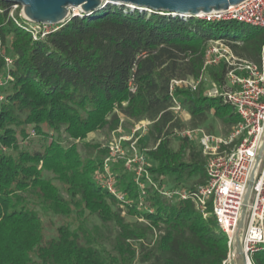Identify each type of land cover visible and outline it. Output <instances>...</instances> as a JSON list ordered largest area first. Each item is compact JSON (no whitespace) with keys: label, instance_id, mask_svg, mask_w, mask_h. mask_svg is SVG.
<instances>
[{"label":"trees","instance_id":"16d2710c","mask_svg":"<svg viewBox=\"0 0 264 264\" xmlns=\"http://www.w3.org/2000/svg\"><path fill=\"white\" fill-rule=\"evenodd\" d=\"M10 8L0 0V264H221L227 236L212 217L203 219L189 199L150 190L149 209L138 212L139 191L118 163L116 186L132 201L128 216L138 212L150 225L126 221L92 177L105 149L84 139L101 129L110 134L119 113L124 128L148 119L139 146L148 148L149 170L160 183L204 184L201 148L186 137L175 148L174 131L201 127L209 112L226 125L239 118L221 97L205 95L203 83L170 92V82L198 76L211 38L257 61L264 30L106 4L35 38ZM3 52L13 60L7 69ZM223 73V65L208 70L219 82ZM172 97L189 113L188 126L171 109ZM87 215L100 223L89 224ZM110 223L114 230L105 233ZM250 256L264 264V248Z\"/></svg>","mask_w":264,"mask_h":264},{"label":"built area","instance_id":"2783aa9c","mask_svg":"<svg viewBox=\"0 0 264 264\" xmlns=\"http://www.w3.org/2000/svg\"><path fill=\"white\" fill-rule=\"evenodd\" d=\"M21 9L20 4L11 3L9 15L15 19L14 11L18 10V16L35 38L44 36L56 25L31 21L21 14ZM197 18L236 20L264 30V0H242L225 10H213ZM2 54L7 69L13 60L4 52ZM219 65L224 67L220 82L208 74L210 68ZM4 77L9 79V73L6 72ZM2 82L0 79V85ZM201 83L204 84L205 95L221 97L233 107L239 118L226 134H215L202 127H184L174 131L177 137L198 138L205 159L204 184L185 188L165 181L160 183L163 177L155 176L149 170L150 162L145 153L148 148L139 146V140L146 136L151 121L140 119L126 131L117 107L114 110L120 115V123L111 131L106 143L101 144L105 154L92 177L116 198L124 216H128L127 206H131L132 201L126 191H120L116 186L113 167L118 163L132 174V182L139 191L138 212L149 209L145 199L148 190L169 200H191L202 218L212 217L227 236L228 250L221 264H234L231 245L244 207L242 241L247 249V258L254 264L251 253L264 248V38L257 61L237 55L222 38L209 39L198 76L172 79L169 90L171 92L174 86L195 90ZM128 86L130 91L135 90L131 81ZM172 99L171 109L179 113L183 106L174 97ZM249 184V194L244 202ZM138 212L132 215L134 221L150 225Z\"/></svg>","mask_w":264,"mask_h":264},{"label":"water","instance_id":"95a60500","mask_svg":"<svg viewBox=\"0 0 264 264\" xmlns=\"http://www.w3.org/2000/svg\"><path fill=\"white\" fill-rule=\"evenodd\" d=\"M18 3L21 14L34 22L59 24L72 16H85L106 4L123 5L131 10L160 12L182 18L198 17L213 10H225L242 0H1ZM77 7V12L74 11ZM250 184L244 197L246 201ZM244 207L239 227L242 226Z\"/></svg>","mask_w":264,"mask_h":264},{"label":"rangeland","instance_id":"374dc122","mask_svg":"<svg viewBox=\"0 0 264 264\" xmlns=\"http://www.w3.org/2000/svg\"><path fill=\"white\" fill-rule=\"evenodd\" d=\"M179 115H180L183 123L188 126L190 116H189V113L187 112V110L185 108H183V110L179 112ZM209 125H211V127H212L211 130L208 129ZM200 126L202 128H204L205 130H209V132H212L215 134H226V133H228V131L232 125L224 124L219 118L215 117L212 114V112H209L207 121ZM129 128H130V124H129V126H127L124 129L126 131H128ZM109 136H110V134L109 133L107 134L106 130L101 129V130L89 132L84 140L103 144V143H106V141L109 139ZM171 139L173 142L172 144H174L173 146L176 148L178 143H179V140H178L179 138L177 136H173ZM193 142L196 144L197 147L198 146L200 147L197 137L193 139ZM202 155H203V153H202ZM195 179H197V178L195 177ZM192 183H193V181H189L187 185H190ZM125 219H126V221L137 222V221H134V217H132V215L126 216ZM87 221L89 224H94V223L99 224L100 223V220L94 215H87ZM56 224H58V221H56ZM103 230L105 231V233H108L110 231L113 232L114 226L112 223L107 224L106 226H103Z\"/></svg>","mask_w":264,"mask_h":264},{"label":"bare ground","instance_id":"6f19581e","mask_svg":"<svg viewBox=\"0 0 264 264\" xmlns=\"http://www.w3.org/2000/svg\"><path fill=\"white\" fill-rule=\"evenodd\" d=\"M78 8L74 7V11L77 12ZM232 252L234 264H251L246 255V246L242 241V227L236 229L232 241Z\"/></svg>","mask_w":264,"mask_h":264}]
</instances>
